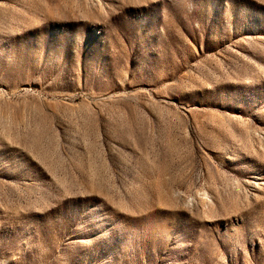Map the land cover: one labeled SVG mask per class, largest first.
I'll list each match as a JSON object with an SVG mask.
<instances>
[{
	"label": "rangeland",
	"instance_id": "374dc122",
	"mask_svg": "<svg viewBox=\"0 0 264 264\" xmlns=\"http://www.w3.org/2000/svg\"><path fill=\"white\" fill-rule=\"evenodd\" d=\"M0 264H264V0H0Z\"/></svg>",
	"mask_w": 264,
	"mask_h": 264
}]
</instances>
